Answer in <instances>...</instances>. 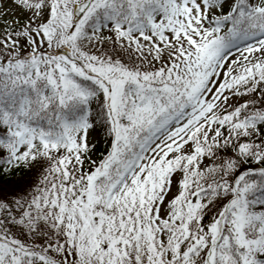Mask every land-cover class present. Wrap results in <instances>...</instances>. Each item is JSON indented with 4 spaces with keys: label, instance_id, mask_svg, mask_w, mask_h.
<instances>
[{
    "label": "snow or ice",
    "instance_id": "1",
    "mask_svg": "<svg viewBox=\"0 0 264 264\" xmlns=\"http://www.w3.org/2000/svg\"><path fill=\"white\" fill-rule=\"evenodd\" d=\"M0 264H264V0H0Z\"/></svg>",
    "mask_w": 264,
    "mask_h": 264
}]
</instances>
